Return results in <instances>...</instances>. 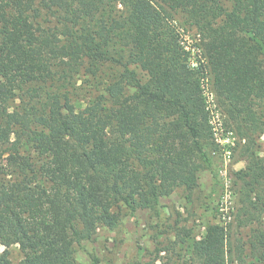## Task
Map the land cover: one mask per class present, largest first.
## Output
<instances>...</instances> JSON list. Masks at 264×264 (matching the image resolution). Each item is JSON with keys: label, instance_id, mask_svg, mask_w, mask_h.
Instances as JSON below:
<instances>
[{"label": "trees", "instance_id": "1", "mask_svg": "<svg viewBox=\"0 0 264 264\" xmlns=\"http://www.w3.org/2000/svg\"><path fill=\"white\" fill-rule=\"evenodd\" d=\"M174 12L197 31V68ZM207 72L245 140L235 223L248 231L233 238L205 214L180 232L179 261L264 264V0H0V264L12 245L19 264H79L98 229L121 227L116 208L160 218V199L183 188L190 200L201 170L215 216Z\"/></svg>", "mask_w": 264, "mask_h": 264}, {"label": "rangeland", "instance_id": "2", "mask_svg": "<svg viewBox=\"0 0 264 264\" xmlns=\"http://www.w3.org/2000/svg\"><path fill=\"white\" fill-rule=\"evenodd\" d=\"M226 7H228L227 3ZM172 19L182 44L191 52L190 66L197 68L196 58L202 59V57L199 53V36L195 27L189 26L179 12H174ZM137 72L144 78L143 72L139 70ZM88 80L87 75H82L76 82V87L90 89L91 83ZM201 89L212 142L206 150L208 154L215 157L214 165L220 181V196L215 201L217 214L211 216L205 210L210 201L209 193L213 179L207 170H201L198 174V188L192 191L191 201L187 198L188 191L183 188L175 189L171 195L160 199L163 212L160 218H153L147 212H138L135 221L129 217V211L124 205L116 208L121 227L115 233L104 228L98 229L93 240L85 241L84 251H79L77 258L79 264H91L93 258H98L99 264H133L139 259L148 261L154 256L157 247L166 248V246L169 251L159 253L157 264H181L179 255L183 252L179 243L180 232L189 230L191 227H198L200 217L202 219L205 214L212 223L235 232L233 238L245 239L248 230L236 228L235 223L238 209L235 173L247 166V162L240 159L241 146L245 140L231 127L223 107L220 106L210 72L205 73L201 78ZM79 98L87 100L85 95H80ZM257 143L258 157H264V133L260 135ZM158 232L163 233L158 236ZM3 250L4 247H0V251ZM7 251L12 264H19L22 259L19 247L12 245L7 248Z\"/></svg>", "mask_w": 264, "mask_h": 264}]
</instances>
